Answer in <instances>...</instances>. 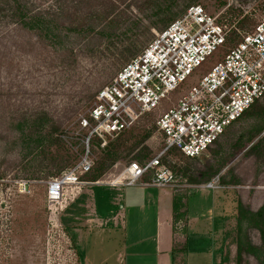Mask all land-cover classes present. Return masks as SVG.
Segmentation results:
<instances>
[{
  "label": "rangeland",
  "instance_id": "1",
  "mask_svg": "<svg viewBox=\"0 0 264 264\" xmlns=\"http://www.w3.org/2000/svg\"><path fill=\"white\" fill-rule=\"evenodd\" d=\"M19 2L29 14H40L51 22L52 32L24 27L14 12V0H0V264H82L87 257L92 259L90 264H118L116 258L125 252L126 235L128 241L133 236L136 218L119 219L121 227L117 228L108 218L113 209L121 212V200L136 190L112 184L130 164L145 165L164 151L156 121L180 93L157 111H138L134 124L109 138L104 148L94 142L92 171L81 177V185L67 190L63 205L56 210L48 201V183L85 154L81 119L88 115L99 91L130 61L128 51L140 53L192 5L205 7L228 33L227 44L208 69L264 18V0ZM109 147L116 157L113 166L106 158ZM162 162L176 177V184L167 190L174 192L175 222L183 220L180 229L185 227L188 210L208 216L211 222L203 229L212 235L219 259L222 264H236L238 204L253 211L264 204V97L199 158L170 150ZM212 169L220 171L212 180L223 177L224 184L208 189L205 184L212 181L207 180ZM145 193L138 207L146 211L144 238L149 244L150 227H154L149 194L158 190ZM77 203L86 204L87 215L83 217L80 209L78 216L86 222L76 220L81 231L74 232L67 227L65 215L76 211ZM104 211L111 212L101 216ZM243 232L254 245L261 244L256 229L244 223ZM195 238L187 263L204 264L209 258L194 253L206 248L208 241ZM242 264L260 263L244 254Z\"/></svg>",
  "mask_w": 264,
  "mask_h": 264
},
{
  "label": "built area",
  "instance_id": "2",
  "mask_svg": "<svg viewBox=\"0 0 264 264\" xmlns=\"http://www.w3.org/2000/svg\"><path fill=\"white\" fill-rule=\"evenodd\" d=\"M227 34L205 7L192 5L126 63L99 91L88 115L81 119L80 128L86 131L85 154L49 181L51 207L61 208L67 190L81 185V177L92 171L94 142L104 148L109 138L134 124L138 111H157L180 93L156 121L165 141L164 151L145 165L130 164L112 184L173 187L176 177L162 162L167 151L177 150L188 158L203 155L264 97V18L206 69L227 44ZM218 185L219 179H215L205 187Z\"/></svg>",
  "mask_w": 264,
  "mask_h": 264
},
{
  "label": "crops",
  "instance_id": "3",
  "mask_svg": "<svg viewBox=\"0 0 264 264\" xmlns=\"http://www.w3.org/2000/svg\"><path fill=\"white\" fill-rule=\"evenodd\" d=\"M127 187H130L131 189L134 188L136 190V194L127 197V199L124 198L125 200H121V204L123 205L121 212H116V209H113V211L115 210L112 212L113 215L110 214L112 217L108 218L111 220V224L114 228L121 227L119 219L122 222V220H125L128 216L136 218L133 220V236L130 237L128 241V237L126 235L127 243L125 246V252L116 258L118 264H177L182 260L184 261V264H188L187 260L190 259V256H192V253L190 252V244L195 242V237H201L200 240L204 241L207 239L208 246L202 251L194 254H203L202 256L204 257L207 256L209 259L207 262L205 261L204 264H222L221 259H219V255L217 254L216 245H214V241L212 242L211 240L212 235L210 233L205 234L203 229L204 225H207L211 222L209 221L210 218L208 216H197L188 210L186 213L187 218L185 220V227L184 229H180L179 224L182 223L183 220L179 221V223L175 222L176 212L173 203L174 192L171 193L167 190V188L172 187L159 188L146 185ZM147 189L158 190V193L155 195L149 194L150 196H153L152 199L154 203V209H152V215H154V227H150V229H153V232L151 234V242L149 244L144 238L146 237L148 231L147 225H143L145 222L144 218L146 211L142 208L139 209L138 207V203L143 199ZM73 204H70L69 206L67 205L68 207L66 206L68 211ZM85 206H80L78 204L76 211H72L73 213L70 212L65 215V217H69L67 219V222L69 223L67 227H72L74 232L77 231V229L78 231H81L78 226L79 224L75 223L76 220H82L83 222H86L85 219L78 216L80 215L81 211V215H83V217L87 215V213L86 215L84 213V211H86ZM109 213L106 214L104 211L103 214L100 215L107 216ZM72 216L74 217V222L71 221ZM137 216L139 218H137ZM177 225L179 226L177 227ZM91 260V258L87 257L82 264H90Z\"/></svg>",
  "mask_w": 264,
  "mask_h": 264
},
{
  "label": "trees",
  "instance_id": "4",
  "mask_svg": "<svg viewBox=\"0 0 264 264\" xmlns=\"http://www.w3.org/2000/svg\"><path fill=\"white\" fill-rule=\"evenodd\" d=\"M13 9H14V12H16L15 14L16 15L18 14L20 18L19 21L23 24L24 27L31 29V30L39 29L41 31H46L47 33L52 32L50 29L51 22L49 23L45 21L44 17L40 14H29L26 6L20 3L19 0H14ZM128 52H130V60H132L134 57H136L139 54V53L138 54L136 53L137 50L136 51L130 50ZM258 105H259V100L255 102L243 116L250 113L256 107H258ZM209 150L210 149H208L207 151ZM114 156H115V153L110 151V147L107 148L106 158L107 160H110L109 166H113V164H115L116 157ZM199 157H196V158H199ZM102 168L104 169V167ZM212 172L213 173L209 174L207 177L208 181L215 178L219 174L220 171L212 169ZM100 176H101V173L97 177H95V180H97ZM219 184L221 185L224 184L223 177L222 178L219 177ZM236 218L238 222V226L236 228V231L238 233L236 264L243 263L244 254L252 255L259 261L260 264H264V204L257 211H253L249 207H246L242 203H239L238 213H237ZM244 223L247 224L249 228L256 229L259 232L260 240H261L260 245H254L251 242L248 235L243 232Z\"/></svg>",
  "mask_w": 264,
  "mask_h": 264
}]
</instances>
